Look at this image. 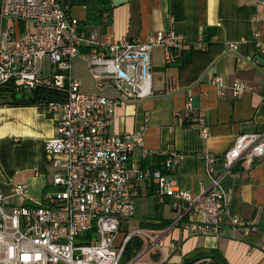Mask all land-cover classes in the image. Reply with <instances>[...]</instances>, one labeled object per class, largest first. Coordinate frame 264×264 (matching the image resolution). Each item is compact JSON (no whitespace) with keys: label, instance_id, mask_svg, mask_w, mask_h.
<instances>
[{"label":"built area","instance_id":"1","mask_svg":"<svg viewBox=\"0 0 264 264\" xmlns=\"http://www.w3.org/2000/svg\"><path fill=\"white\" fill-rule=\"evenodd\" d=\"M67 1L0 0V86L32 89L43 85L65 93L62 100L46 104L55 114V136L46 139L43 148L56 170L41 197L29 196L22 184L12 186L9 195L0 188V264H121L124 246L133 235L142 237L144 244L127 264H160L162 260L148 261L151 249L159 246L156 234L139 229L116 243L121 224L134 214L138 187L144 181L154 182L159 202L168 197L185 203L178 221L197 219L184 222L189 232L221 235L229 203L221 176L239 161L245 167L264 161V133L238 134L222 154L208 155L209 185L194 196L179 187L174 175L182 153L162 152L163 169L137 167L131 156L143 145L142 134L132 139L110 129L117 105L154 94V48H161L165 65H173L185 53L202 49L203 36L188 41L167 28L152 32L145 41L133 37L108 41L71 15ZM9 19L15 27L4 26L3 20ZM225 43L230 49L237 48L235 42ZM257 48L264 52V43H257ZM77 57L85 63L94 85L109 94L81 89L72 72ZM211 82L223 95L221 78L214 75ZM231 87L233 97L251 90L241 81ZM191 101L189 96L176 116L207 137L202 112ZM217 159L221 160L220 172L214 169ZM10 197L17 203L12 204ZM228 218L245 235L256 230L253 220L238 215ZM211 263L204 257L194 264Z\"/></svg>","mask_w":264,"mask_h":264},{"label":"crops","instance_id":"2","mask_svg":"<svg viewBox=\"0 0 264 264\" xmlns=\"http://www.w3.org/2000/svg\"><path fill=\"white\" fill-rule=\"evenodd\" d=\"M110 6L100 23L90 25L108 41L122 37L145 41L152 32L167 28L184 35L188 41H195L199 34L203 36L202 49L173 65H165L161 48L155 47L151 56L154 94L120 103L110 123L115 134H127L132 139L142 134L143 145L136 147L131 156L134 166L163 169L161 161L155 164L156 155L172 150L182 153L184 157L174 175L179 187L199 196L209 185L208 155L222 154L238 134L264 133V52L257 48V43H264V0H128ZM68 10L82 23L85 21L83 5L70 6ZM225 42H235L237 48L230 49ZM253 60L257 62L254 64ZM214 75L221 78L223 95L211 82ZM240 81L251 90L233 97L231 86ZM82 82L80 79L81 89ZM86 85L85 92L109 94L98 89L92 79ZM189 96L193 106L202 112L207 137L176 116ZM54 136L55 114L46 105L14 106L0 100L3 193L9 195L12 186L22 184L29 196L41 197L56 170L43 148L45 140ZM56 157L64 160L63 155ZM221 168V160L217 159L214 169L220 172ZM220 183L229 197L228 217L238 215L253 220L255 231L245 235L224 217L221 235L193 234L183 225L196 222V217L178 221L185 203L168 197L159 202L154 182L144 181L138 187L134 214L121 224L116 243L125 235L144 229L142 223L166 221L169 225L165 229H145L160 238L159 246L150 251L149 262L181 264L184 257L197 250L215 249L222 264H264V161L250 167L239 161L222 174ZM9 201L17 203L14 197ZM132 218H138L140 225L130 230Z\"/></svg>","mask_w":264,"mask_h":264},{"label":"trees","instance_id":"3","mask_svg":"<svg viewBox=\"0 0 264 264\" xmlns=\"http://www.w3.org/2000/svg\"><path fill=\"white\" fill-rule=\"evenodd\" d=\"M83 5L86 9V19L83 21V25H94L100 23V20L104 14H107L110 9V0H68V9L70 6ZM193 52V51H191ZM191 52H187L183 57H187ZM63 91L56 90L47 86H37L32 89L20 88L16 89L11 84L0 86V100L4 103L11 104L14 106H24V105H46L51 101H59L64 97ZM155 164L158 165L160 161L163 160V156L156 155ZM142 228L144 229H164L169 225V222H161V224H148L142 223ZM144 240L138 235L131 236L123 249L121 256V264H127L132 259H134L142 250ZM209 257L212 260L211 264H217L221 262V258L215 249L210 250H197L189 256L182 259L181 264H194L201 258Z\"/></svg>","mask_w":264,"mask_h":264},{"label":"rangeland","instance_id":"4","mask_svg":"<svg viewBox=\"0 0 264 264\" xmlns=\"http://www.w3.org/2000/svg\"><path fill=\"white\" fill-rule=\"evenodd\" d=\"M3 24H4L5 27H7V26H11V28L15 27V22L12 19H9L8 21L7 20H3ZM20 27H21V25H20ZM73 76L76 79H78L79 82H80V79H81L83 81L82 82L83 89L88 90L86 88V86H87L86 84L91 83V78H90L89 74L87 73V71H85V69L83 68V63H81L79 58H75L73 60ZM128 225H129V229L130 230L138 228V226L140 225L138 223V218H132Z\"/></svg>","mask_w":264,"mask_h":264},{"label":"water","instance_id":"5","mask_svg":"<svg viewBox=\"0 0 264 264\" xmlns=\"http://www.w3.org/2000/svg\"><path fill=\"white\" fill-rule=\"evenodd\" d=\"M127 1L128 0H110L111 4L113 6H118V5L123 4V3L127 2ZM258 59L262 61V59L260 57H258ZM217 264H222V263L218 262Z\"/></svg>","mask_w":264,"mask_h":264}]
</instances>
